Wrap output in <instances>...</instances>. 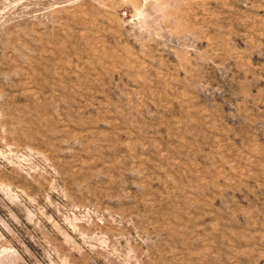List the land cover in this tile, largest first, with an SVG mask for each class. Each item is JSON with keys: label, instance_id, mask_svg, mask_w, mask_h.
I'll list each match as a JSON object with an SVG mask.
<instances>
[{"label": "rangeland", "instance_id": "rangeland-1", "mask_svg": "<svg viewBox=\"0 0 264 264\" xmlns=\"http://www.w3.org/2000/svg\"><path fill=\"white\" fill-rule=\"evenodd\" d=\"M0 264H264V0H0Z\"/></svg>", "mask_w": 264, "mask_h": 264}]
</instances>
